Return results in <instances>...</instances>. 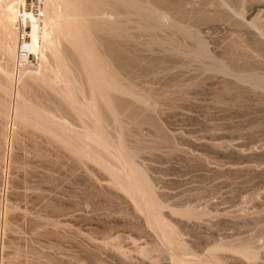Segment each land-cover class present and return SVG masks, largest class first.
<instances>
[{"label":"rangeland","instance_id":"rangeland-1","mask_svg":"<svg viewBox=\"0 0 264 264\" xmlns=\"http://www.w3.org/2000/svg\"><path fill=\"white\" fill-rule=\"evenodd\" d=\"M88 1L0 48V264H264V0Z\"/></svg>","mask_w":264,"mask_h":264},{"label":"bare ground","instance_id":"bare-ground-1","mask_svg":"<svg viewBox=\"0 0 264 264\" xmlns=\"http://www.w3.org/2000/svg\"><path fill=\"white\" fill-rule=\"evenodd\" d=\"M18 1V0H17ZM34 1H36V0H34ZM88 0H67V5H65V7H66V9H68L67 7H70V9H68V10H70V13L71 14H69V16L70 17H73V18H76L75 16H77V17H80L79 19H84L85 17H86V15H87V13H91V12H87L86 11V6H87V4L85 3V2H87ZM92 1V0H91ZM90 1V2H91ZM100 1V0H99ZM107 1V0H106ZM171 1V0H170ZM207 1V0H206ZM209 1V0H208ZM215 0H213L212 2H214ZM217 1V0H216ZM233 1V0H232ZM231 1V2H232ZM257 1V0H256ZM7 2H10V1H7ZM36 2H39L38 0L36 1ZM62 2H63V0L61 1V0H44V1H42V5H43V11L41 12V14H42V16L43 17H40V18H38L37 17V19H32L29 15H27L24 11H23V9H21V8H17L15 5H10L9 7H8V9L7 8H4V12H5V15L3 16V17H0V28L2 27V29H1V31L0 32H2L3 33V35L6 37V40H7V42L6 41H3L2 39H3V37H1L2 36V34L0 35V37L2 38H0L3 42H4V46H1L0 48H2V47H4L5 49H6V51L4 52L5 54H6V52H7V55H8V57L9 58H13L15 55V51H16V41H15V35H14V33H17V32H14V27H15V25H23V23H25V21H27V22H31V26H32V30H31V33H30V38H29V41H28V45L29 44H34V45H37V48H38V50H37V48H36V50L38 51V53L41 55V56H43V54H44V52H43V48L46 46V44H48V47H51V48H53L52 50H53V54H56V52H54V51H58L57 49L55 50V48L54 47H56L55 46V39H57V37H59V35L61 36V34H62V36L63 37H66L65 38V40H70V39H72L71 38V35H73V33L71 34V33H69V31L71 32L72 30H70L69 28L71 27V25L70 24H68L69 22H67V24L68 25H70V27L69 28H66L67 29V31H65L64 29H63V27L60 25L61 23V21L59 22L58 21V18L60 17V18H62L63 19V17H62V15H64V19L66 20V15L64 14V9H63V13H62V10L60 11L59 9L60 8H64L63 6L61 7V4H62ZM89 2V1H88ZM89 2V3H90ZM130 2V1H129ZM177 2V1H176ZM179 2V1H178ZM184 2H186V0L184 1ZM189 2V1H188ZM209 2H211V1H209ZM211 2V3H212ZM218 2V1H217ZM220 2H221V4H223L224 6H226V8L228 7V8H230V9H233L234 10V8L236 9V7L237 8H242V6L243 5H245L246 6V4H248V3H250V0H234L232 3L230 2V3H228L226 0H220ZM219 2V3H220ZM65 3V2H64ZM89 3H88V5H89ZM172 3H175L174 1H172ZM194 3V2H193ZM41 4V3H40ZM99 4V3H98ZM183 4V3H182ZM217 4V3H216ZM215 4V2H214V5H216ZM221 4H219V5H216L217 7H221L220 5ZM17 5V4H16ZM64 5V4H63ZM86 5V6H85ZM196 5H198V4H196ZM205 5V4H204ZM213 5V4H212ZM213 5V6H214ZM92 6V5H91ZM168 6V5H167ZM183 6V5H182ZM200 6V5H199ZM244 6V7H245ZM38 7V6H37ZM102 7V6H101ZM198 7V6H197ZM202 7V6H201ZM206 7V6H205ZM207 7H208V5H207ZM206 7V8H207ZM38 8H40V7H38ZM90 8H92V7H90ZM182 8V7H181ZM199 8V7H198ZM203 8H204V6H203ZM205 8V9H206ZM209 8H213L212 6L211 7H209ZM222 8V7H221ZM6 9V10H5ZM41 9V8H40ZM94 9V8H93ZM99 9H101V8H99ZM185 9V8H184ZM187 9V8H186ZM189 9V8H188ZM192 9V8H191ZM195 9V8H194ZM200 9V8H199ZM208 9V8H207ZM206 9V10H207ZM42 10V9H41ZM181 10V9H180ZM197 10V9H196ZM201 10V9H200ZM211 10H213V9H211ZM215 10H216V12H218V10L215 8ZM225 10V9H224ZM238 10V9H237ZM237 10H234V11H236L237 12ZM243 10H245V9H243ZM248 10V9H247ZM1 11V10H0ZM89 11V10H88ZM105 11V10H104ZM174 11V10H173ZM193 11V10H192ZM202 11V10H201ZM204 11V10H203ZM240 11V10H239ZM66 12H68L67 10H66ZM65 12V13H66ZM74 12V13H73ZM188 12H190V10L188 11ZM195 12H199V11H195ZM215 12V11H214ZM228 12H229V10H228ZM31 13V12H30ZM62 13V14H61ZM175 13V12H174ZM206 13H208V12H206ZM224 13V12H223ZM231 12H229V15H231L230 14ZM239 13V12H238ZM240 13H242V12H240ZM68 14V13H67ZM209 14V13H208ZM2 14H0V16H1ZM31 15V14H30ZM99 15V14H98ZM107 15V14H106ZM178 15V14H177ZM213 15H215L216 16V14H214L213 13ZM88 16V15H87ZM91 16V15H90ZM101 16V15H100ZM108 16V15H107ZM174 16V15H173ZM200 16H201V14H200ZM200 16H198V19H199V17ZM204 16V19L206 18L205 17V15H203ZM207 16V15H206ZM212 16V15H211ZM234 16V15H233ZM34 17V16H33ZM179 17V16H178ZM208 17H210L209 15H208ZM207 17V18H208ZM218 17V16H217ZM236 17V16H235ZM72 18V19H73ZM89 18V17H88ZM183 18V17H182ZM185 18V17H184ZM210 18H212V17H210ZM219 18H221V17H219ZM223 18H225V17H223ZM229 18V17H228ZM62 19H60V20H62ZM64 19L62 20V23H63V21H64ZM76 19H78V18H76ZM106 19V18H105ZM197 19V20H198ZM213 19V18H212ZM215 19V18H214ZM75 20V19H74ZM74 20H73V22H74ZM86 20H89V19H87L86 18ZM86 20H84V22H86L87 24H88V22H90V20L89 21H86ZM196 20V19H195ZM210 20V19H209ZM226 20L228 21L229 19H227L226 18ZM226 20H224V21H226ZM236 20V19H235ZM78 21V20H77ZM76 21V22H77ZM194 21V20H193ZM200 21H203V20H200ZM214 21V20H213ZM217 21V20H216ZM219 21V20H218ZM232 22H233V20H231ZM29 22V23H30ZM65 22V23H66ZM72 22V23H73ZM75 22V23H76ZM82 22H83V20H82ZM83 22V23H84ZM199 22V21H198ZM221 22V21H220ZM230 22V21H229ZM237 22H239V21H237ZM71 23V22H70ZM79 23H81L80 21H78V24ZM208 23V22H207ZM206 23V24H207ZM216 23V22H215ZM64 24V23H63ZM65 25V27L66 26H68V25ZM199 24V23H198ZM201 24V23H200ZM202 24H205V22L203 23L202 22ZM209 24H211V23H209ZM27 25H29V24H27ZM82 25V24H81ZM84 25H85V23H84ZM216 25V24H215ZM74 26V25H73ZM72 26V27H73ZM83 26V25H82ZM86 26V25H85ZM85 26H83V28L85 27ZM97 26H99V25H97ZM202 26V25H201ZM103 27V26H102ZM181 27V26H180ZM19 28V27H18ZM31 28V27H30ZM74 28V27H73ZM82 28V27H81ZM80 28V25H79V30L81 29ZM81 29L80 31H81V33L82 34H84L83 32H82V30L84 31V29ZM86 28V27H85ZM207 28V27H206ZM17 29V28H16ZM78 29V28H77ZM76 29V30H77ZM118 29V28H117ZM209 29V28H208ZM74 30H75V28H74ZM72 31V32H76V31ZM77 31V32H80V31ZM88 30V29H87ZM86 31V30H85ZM94 31V30H93ZM66 32H68L69 34H71V35H69L68 33H66ZM88 32V31H87ZM76 34V33H75ZM74 34V35H75ZM80 34V33H79ZM78 33H77V35H79ZM81 34V35H82ZM40 37L41 39H42V44L41 45H38L37 44V37ZM61 36V37H62ZM67 36H70V38H67ZM73 37V42H72V46H74V44H75V40L77 39V38H79V37H81V36H78V37H76V35H75V37L76 38H74V36H72ZM84 36H82V38H83ZM19 38H20V36H19ZM5 39V38H4ZM75 39V40H74ZM80 39V38H79ZM79 39H77V40H79ZM25 40V39H24ZM77 40H76V42H77ZM21 41H23V40H21ZM71 41V40H70ZM70 41H68L69 43H71ZM81 42V41H80ZM79 42V43H80ZM5 43L7 44V45H5ZM78 43V42H77ZM78 43V44H79ZM2 45V44H1ZM6 46V47H5ZM27 47V41H24L23 42V48H26ZM82 47V46H81ZM81 47H79V48H81ZM50 48V49H51ZM75 48H78V46L77 47H75ZM203 48V47H202ZM51 50V51H52ZM4 51V50H3ZM21 51V50H20ZM17 52V51H16ZM22 52V51H21ZM88 54V53H87ZM51 55H52V52H51ZM59 55V54H58ZM18 57H19V55H17ZM40 56V57H41ZM55 56V55H54ZM17 57V58H18ZM53 57V56H52ZM58 57V56H57ZM61 57V56H60ZM55 58H56V56H55ZM41 60H42V57H41ZM44 60V59H43ZM57 61H58V59H57ZM85 61V60H84ZM54 62H56L55 60H54ZM60 62V61H59ZM63 62V61H62ZM58 64H61V63H58ZM84 65V64H83ZM89 65V64H88ZM61 66V65H60ZM41 67V66H40ZM39 67V65H38V69L40 68ZM59 67V66H58ZM11 68V67H10ZM86 68H87V66H86ZM36 70V69H35ZM87 70V69H86ZM3 71H5L6 72V70L4 69ZM9 72V71H8ZM97 72V71H96ZM101 72V71H100ZM47 75V74H46ZM41 76H44V77H46V79H47V76H45V74H42ZM44 77H42V78H40V81H41V79L43 80L44 79ZM57 78V77H56ZM46 80H43V82H45ZM52 81V80H51ZM91 83V82H90ZM107 85V84H106ZM93 86V85H92ZM2 107V106H1ZM3 109V108H2ZM7 109V108H6ZM7 111V110H6ZM4 112V111H3ZM10 112V111H9ZM2 115H3V113H2ZM6 116V115H5ZM8 117H9V115H8Z\"/></svg>","mask_w":264,"mask_h":264}]
</instances>
